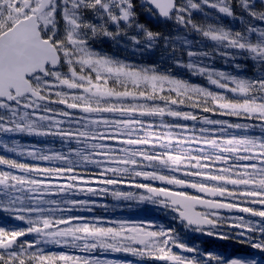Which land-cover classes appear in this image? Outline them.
<instances>
[{
	"label": "snow or ice",
	"instance_id": "1",
	"mask_svg": "<svg viewBox=\"0 0 264 264\" xmlns=\"http://www.w3.org/2000/svg\"><path fill=\"white\" fill-rule=\"evenodd\" d=\"M0 149V264H264V0H0Z\"/></svg>",
	"mask_w": 264,
	"mask_h": 264
},
{
	"label": "flooded vegetation",
	"instance_id": "2",
	"mask_svg": "<svg viewBox=\"0 0 264 264\" xmlns=\"http://www.w3.org/2000/svg\"><path fill=\"white\" fill-rule=\"evenodd\" d=\"M143 21V20H142ZM228 22V21H226ZM216 67L230 71L231 69L227 68L222 62L219 60L216 62ZM194 81L200 82L198 78L193 77L192 78ZM28 142H31L28 140ZM106 202L112 203V201L109 199ZM109 217H121V218H130V219H138V218H143L144 216H149V217H155L158 216V213L152 212V213H145L143 211L137 210L135 208L129 210L128 208L124 207L121 205L117 210L115 211H110L106 213ZM197 243L201 244L202 247L209 248V250L216 251V250H221L224 254H226V257L230 258L231 255L233 256L234 254H239L240 256H246L250 257L252 252L247 248L245 245H241L235 241H221V240H214V238H206L203 241H197ZM232 245L233 251L232 253H229V251H226L224 248L227 245ZM245 248V249H243ZM229 253V254H228ZM230 256V257H229ZM108 259H121L124 258L118 254H109L106 256ZM128 259H131V257H128Z\"/></svg>",
	"mask_w": 264,
	"mask_h": 264
},
{
	"label": "rangeland",
	"instance_id": "3",
	"mask_svg": "<svg viewBox=\"0 0 264 264\" xmlns=\"http://www.w3.org/2000/svg\"><path fill=\"white\" fill-rule=\"evenodd\" d=\"M225 23H228V22L225 21ZM113 51H114V52H117V54L124 55L123 53H120L119 49H116V48H114V47H113ZM127 55H128L130 58H132V59H138V57H132V54H131V53H127ZM22 142L27 143L28 140H22ZM0 153H2V149H0ZM234 247H235V246H234ZM234 247L230 244V245H227L224 249H225L226 251H229V253H232ZM215 252L221 253V254H223V255L226 256V254H224L221 250H216ZM229 253H228V254H229ZM229 257H230V256H229ZM236 257H246V256H240L239 254L236 253V254H234L233 256L231 255L230 258H236Z\"/></svg>",
	"mask_w": 264,
	"mask_h": 264
},
{
	"label": "trees",
	"instance_id": "4",
	"mask_svg": "<svg viewBox=\"0 0 264 264\" xmlns=\"http://www.w3.org/2000/svg\"><path fill=\"white\" fill-rule=\"evenodd\" d=\"M141 22L146 23V21H141ZM103 47L106 51L114 52L113 47L110 44H104ZM243 249H245V248H243Z\"/></svg>",
	"mask_w": 264,
	"mask_h": 264
}]
</instances>
